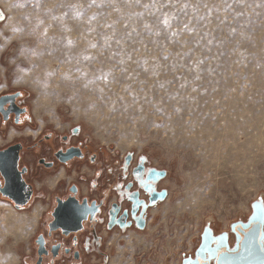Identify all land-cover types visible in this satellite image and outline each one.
Masks as SVG:
<instances>
[{
	"label": "rangeland",
	"instance_id": "374dc122",
	"mask_svg": "<svg viewBox=\"0 0 264 264\" xmlns=\"http://www.w3.org/2000/svg\"><path fill=\"white\" fill-rule=\"evenodd\" d=\"M1 3L0 66L37 117L167 171L106 264H181L264 204V0ZM38 219L0 200V264H25Z\"/></svg>",
	"mask_w": 264,
	"mask_h": 264
},
{
	"label": "flooded vegetation",
	"instance_id": "af4514ba",
	"mask_svg": "<svg viewBox=\"0 0 264 264\" xmlns=\"http://www.w3.org/2000/svg\"><path fill=\"white\" fill-rule=\"evenodd\" d=\"M6 21L0 0V25ZM40 117L27 90L8 81L0 66V200L16 214L39 217L25 264H106L111 238L145 228L152 208L168 198L161 186L167 171ZM253 217L254 210L220 233L206 227L181 264H219L221 255L239 254ZM258 244L264 257V228Z\"/></svg>",
	"mask_w": 264,
	"mask_h": 264
},
{
	"label": "water",
	"instance_id": "95a60500",
	"mask_svg": "<svg viewBox=\"0 0 264 264\" xmlns=\"http://www.w3.org/2000/svg\"><path fill=\"white\" fill-rule=\"evenodd\" d=\"M254 217L252 223L254 226L248 233H244V239L241 243L242 250L239 254L225 253L221 255L219 264H264V257L261 256L258 240L263 235L264 228V204L257 202L253 206ZM258 250V253H256ZM263 255V253H262ZM264 256V255H263Z\"/></svg>",
	"mask_w": 264,
	"mask_h": 264
}]
</instances>
